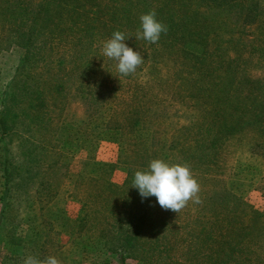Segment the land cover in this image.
I'll use <instances>...</instances> for the list:
<instances>
[{"label":"rangeland","instance_id":"rangeland-1","mask_svg":"<svg viewBox=\"0 0 264 264\" xmlns=\"http://www.w3.org/2000/svg\"><path fill=\"white\" fill-rule=\"evenodd\" d=\"M9 19L0 21V103L8 101L12 115L20 117L6 138L9 177L0 140V212L8 204L0 224V264H22L27 255L55 256L60 264H123L107 235L115 236L113 220L132 209L157 222L168 221L147 233L141 241L147 248L125 264H198L196 249L213 246L214 236L193 229L213 216H225L226 211L213 207L221 193L237 197L227 214L247 209L250 225H255L259 218L254 216L264 213V154L251 151L254 126L244 124L241 108H232L228 100L220 103L218 75L201 77L177 46L136 39L139 27L124 32L125 43L132 40L128 46L143 63L134 74L119 78L116 62L102 56L112 35H103L106 29L97 28L103 39L99 47L98 41L89 44L93 52L87 60L80 58L83 35L53 40L54 27L49 26L41 29L49 44L34 40L42 50L32 52L16 43L19 36L11 32ZM255 32L252 26L249 36ZM249 77L254 85L264 77V61L254 65ZM235 98L232 94L231 100ZM137 102L146 103L149 113L133 132L130 110ZM101 105L108 110L103 111L106 119L95 111ZM237 118L243 126L231 130ZM215 134H221L217 151L210 146ZM157 158L190 167L200 184V204L190 201L178 214L161 208L155 196L142 199L131 186L134 174ZM7 181L12 191L6 195ZM215 235H224V229ZM154 237L162 240L160 248H155Z\"/></svg>","mask_w":264,"mask_h":264},{"label":"trees","instance_id":"trees-1","mask_svg":"<svg viewBox=\"0 0 264 264\" xmlns=\"http://www.w3.org/2000/svg\"><path fill=\"white\" fill-rule=\"evenodd\" d=\"M152 10H155L156 18L168 28L166 34H161L159 43L167 45V48L177 46L178 50L184 51V59L195 63L199 69L197 74L201 77L205 78L211 72L221 78L217 92L220 103L224 104L228 100L232 108H241L244 124L254 126L256 137L252 141L251 151L258 149L257 154L258 151L264 154V77L255 80V85L249 77L254 65L264 61V0H0V21L5 23L6 17H9V24L13 23L11 32L19 36L16 43L32 52L42 50L38 44L32 43L34 40L49 44L41 31L43 28L54 27L51 31L53 40L71 37V34L75 38L81 34L86 40L85 53L80 58L89 60L93 52L89 44L98 41L99 47L103 39L101 33H96L98 27L100 30L106 29L102 31L103 35H111L117 30L123 33L134 30L140 27V16ZM0 26L3 31L4 25ZM252 26H256L257 32L250 37ZM11 36V33L7 34L8 38ZM132 43L129 40L128 44ZM231 53H237V56L233 58ZM233 85L236 88L232 91ZM203 86L200 84V92ZM241 93L245 95L238 96ZM232 94L236 97L233 101ZM0 105L3 106L0 110V140L4 142L6 177H9L7 168L11 148L6 145V138L14 131L13 126L18 127L20 114L12 115L8 101L2 100ZM95 111L100 117L102 113L104 119L108 117L103 114V111H108L105 105L98 106ZM234 112L228 113L229 118L234 117ZM148 113L144 102L131 106L129 124L133 132L138 131L140 117ZM240 126H243V122L237 118L230 129L235 130ZM114 128L117 130L118 127ZM220 140L221 134L211 138L210 146L215 151L221 147ZM195 157L196 154L189 156L188 160ZM5 184L7 195L12 191V184L8 181ZM232 189L227 188L223 193L227 194ZM235 197L233 194L225 198L221 193L220 200L214 202L213 207L217 211H226L225 216L222 218L218 214L212 217V221L206 220L194 227L197 234L214 236L213 246L196 249L198 264H264V213L254 216L259 218L258 221L254 220L255 225H250L251 212L247 209L241 214H227ZM130 201L134 202L131 197ZM7 206L4 205L0 212V224ZM147 216L132 209L127 216L122 215L113 220L112 223L118 225V231L115 236L108 234L107 237L112 247L120 251L123 264L126 258L135 257L138 250L147 248L141 242L147 233H155L156 226L162 228L168 221L163 218L157 222L156 218ZM219 228L224 229V235H215ZM153 241L155 248H160L163 243L156 237ZM206 242L209 240L205 239L204 244ZM163 252L160 254L162 259Z\"/></svg>","mask_w":264,"mask_h":264},{"label":"clouds","instance_id":"clouds-1","mask_svg":"<svg viewBox=\"0 0 264 264\" xmlns=\"http://www.w3.org/2000/svg\"><path fill=\"white\" fill-rule=\"evenodd\" d=\"M140 29L136 39H143L155 44L162 33H167V26L156 18L155 10L140 16ZM125 33L115 31L102 47V56L116 62L119 75L134 74L143 63L140 53L125 43ZM133 187L137 188L142 199L155 196L158 204L165 210L180 213L191 201L200 204V184L186 164H170L163 159L150 161L147 170H138L134 174ZM22 264H60L55 256L39 259L33 255L23 258Z\"/></svg>","mask_w":264,"mask_h":264}]
</instances>
